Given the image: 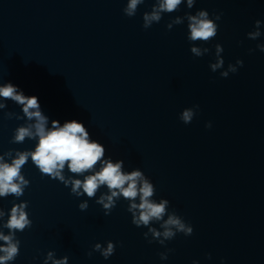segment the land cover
Listing matches in <instances>:
<instances>
[{
	"label": "clouds",
	"instance_id": "obj_1",
	"mask_svg": "<svg viewBox=\"0 0 264 264\" xmlns=\"http://www.w3.org/2000/svg\"><path fill=\"white\" fill-rule=\"evenodd\" d=\"M144 2L145 0H127L123 13L129 18L134 17L139 6ZM183 3L185 0H155L151 11L143 14L142 27L148 29L154 23H159L163 14L178 12ZM195 3L196 0H186L188 9H192ZM220 19L221 14H215L213 19L210 18L207 10L200 9L195 14L185 13L184 16H176L167 23L166 27L171 30L174 25L182 24L187 20L188 41L193 45L196 42L207 44L217 36L219 25L216 21ZM261 24L260 20L255 21L254 30L247 33L248 39L257 40L262 35ZM256 48L264 52V43L257 44ZM190 51L195 57H202L210 49L192 46ZM223 51L221 44L215 45L216 62L209 65L212 72L224 68L225 62L221 55ZM253 51L254 49H249V53ZM243 64L244 61L240 59H237L235 64L230 63L226 70L220 72L221 77L227 78L230 73H236L238 67H243ZM9 100L21 106L23 116L6 112V118L18 120L26 118L28 121L14 130L10 143H23L27 138L35 140L36 144L34 150L10 149L0 155V198L12 195L18 199L24 194L30 181L22 174V168L31 159L41 175L58 180L65 187H70L71 194L76 197L86 195L89 199H93L98 190L106 186L107 192L95 200L97 204L102 205L105 216L111 214L118 200L121 198L126 200L132 224L137 228H147L143 236L148 243L156 241L164 246L166 241L174 239L178 233L186 237L193 235V226L186 223L175 210L169 211L168 199L161 198L158 201L153 199L156 195V187L142 170L123 171V161L113 163L111 159H104L105 147L95 139H90L89 131L82 122L73 119L61 125L59 120H52L49 128V117L42 111L37 96L25 95L11 82L2 83L0 84V110L7 107L5 102ZM199 107L196 104L185 108L180 113L179 119L184 124H190L197 115ZM205 127L210 129L212 123L209 121ZM98 163L99 170H95ZM66 165L72 174L83 175L86 172H92V174L84 175L83 179L66 178L64 175ZM78 207L84 211L89 205L87 201H84ZM27 208V201L14 203L10 212L7 213L8 219L2 227L7 228L9 234L5 235L0 231V241H3V244H0V253H2L0 264H10L20 254L21 242L16 237V232H23L32 226ZM5 215V211L0 210V218ZM153 224H159V228L154 227ZM115 249L116 245L108 241L107 247L96 243L92 251L99 252L107 260L115 253ZM172 251L174 250L167 249L159 253L161 260H166L168 253ZM88 255L91 256L92 252ZM53 256V252H48L44 264H48L50 260L52 264H68L67 256L61 259H53ZM207 258L211 259V254H208ZM193 264H199V262L193 261Z\"/></svg>",
	"mask_w": 264,
	"mask_h": 264
}]
</instances>
